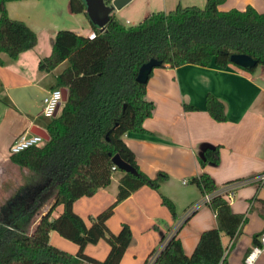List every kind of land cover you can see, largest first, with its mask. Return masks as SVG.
Segmentation results:
<instances>
[{
  "label": "trees",
  "instance_id": "obj_1",
  "mask_svg": "<svg viewBox=\"0 0 264 264\" xmlns=\"http://www.w3.org/2000/svg\"><path fill=\"white\" fill-rule=\"evenodd\" d=\"M6 1L9 0H0V63L2 52L15 58L37 42L34 30L8 15ZM223 1L205 0L202 7L177 4L172 10L152 11L130 26L120 23L111 12L104 27L89 20L93 36L66 28L57 30L51 51L39 59L38 68L50 71L68 61L56 75L54 86L66 87V99L46 124L48 140L9 155L11 162L32 172V178L37 173L36 177L44 182L38 187L37 178L32 180L18 189L21 193L17 201L7 203L10 208L23 204L22 215L34 205L39 208L40 193L51 186L55 187L54 199L31 233L15 224L12 217H0V264H118L130 241L131 229L122 223L115 233L106 220L116 203L132 191L142 185L158 190L160 181L167 178L164 171L154 177L145 174L122 139L127 131L145 132L143 121L155 107L146 95V81L136 79L140 64L155 57L160 61L158 66L214 63L223 67L232 63V53H246L257 60V65H264V13L251 5L242 10H219L217 6ZM85 7L84 0H69L72 12H82ZM184 108L197 109L188 104ZM205 108L213 119H226L222 102L211 93L205 95ZM115 153L136 173L123 172L115 200L96 215H89L90 224L86 225L74 211L73 202L109 184L113 171L118 169L112 161ZM218 160L219 146L215 145L204 148L199 162L203 165ZM190 181L202 194H212L207 204L216 225L201 231L192 253L187 255L177 236L179 224L168 237L162 235L161 240L167 238L154 264H228L221 233L234 237L245 215L231 210L229 201L218 192L223 184L217 186L207 172L192 176ZM160 199L175 218L173 202L162 193ZM58 204L62 210L53 217L51 212ZM2 209H7V204ZM50 230L76 243L77 253L72 255L51 244ZM261 232L252 235V244L259 243ZM100 238L109 245L102 260L83 252L87 243Z\"/></svg>",
  "mask_w": 264,
  "mask_h": 264
},
{
  "label": "crops",
  "instance_id": "obj_2",
  "mask_svg": "<svg viewBox=\"0 0 264 264\" xmlns=\"http://www.w3.org/2000/svg\"><path fill=\"white\" fill-rule=\"evenodd\" d=\"M129 2L123 6H128ZM144 2L139 21L152 11L172 10L177 4L204 5L205 0ZM166 5L173 6L164 8ZM247 5L264 13V0H224L217 7L219 10H242ZM5 8L11 18L23 21L35 31L37 42L15 58L1 53L0 208L4 198L14 192L11 186L25 187V181L32 177L26 168L10 161L9 146L16 137L35 126L46 131L50 118L42 117V98L55 86L56 75L67 66L62 61L50 71H44L38 68L39 59L50 53L59 29H71L87 36L93 34L85 10L72 12L69 0H9L5 2ZM121 8L113 11L115 17ZM207 93L222 102L225 120L217 121L208 114L205 108ZM146 95L155 105L153 113L143 121L146 131H127L122 139L145 174L154 177L158 171H164L167 178L160 181L158 190L142 185L132 191L116 203L106 220L109 229L115 233L122 223H127L131 229L130 241L118 264H143L150 251L161 243L162 235L179 224L177 236L184 252L190 255L201 231L215 227V215L209 205L198 204L203 194L190 181L192 176L207 172L220 186L264 171V65H257L252 71L234 63L223 67L214 63L157 66L146 81ZM184 104L197 109H185ZM215 145L219 146L218 162L201 165L199 159L204 148ZM123 172L115 169L107 186L74 200L72 207L86 225L90 224L89 215H96L115 200ZM160 193L173 202L175 218L161 203ZM53 199L54 193L43 200L34 214L29 233ZM229 204L233 212L244 213L246 220L234 237L222 232L221 242L227 263L241 264L252 245V235L264 229V181L239 186ZM192 205L197 206L186 217ZM61 210L62 205H56L51 216H57ZM54 232L49 231V242L75 255L78 245ZM108 250L109 245L103 238L87 243L83 248L85 254L99 260ZM254 264H264V254L257 256Z\"/></svg>",
  "mask_w": 264,
  "mask_h": 264
},
{
  "label": "built area",
  "instance_id": "obj_3",
  "mask_svg": "<svg viewBox=\"0 0 264 264\" xmlns=\"http://www.w3.org/2000/svg\"><path fill=\"white\" fill-rule=\"evenodd\" d=\"M91 36H93V34ZM61 98H62L61 87L56 86L51 88L49 91H47V93L42 98L41 114L45 117L52 118L54 116L57 107H59V105L63 102ZM42 142H44V138L42 135L30 131H25L24 133L20 134L12 141V143L9 146V150L10 153H16L30 146L40 145ZM251 181L263 182L264 171L254 177L240 178L229 181L228 183L223 184L219 188L218 192L220 193L222 192V194L226 197V199L230 201L234 196L235 190L239 186ZM211 196H212L211 193H204L202 195L201 201L198 202V204L203 202L205 203L209 202ZM197 205H192L187 210L186 214L187 215L190 214L191 211ZM175 228L176 226L171 231H169L167 237L175 230ZM166 238L161 240V243L156 249H153V251L148 255V257L146 258L143 264H154L158 253L160 252L161 248L164 246ZM260 254H264V231H262L259 236V243L252 244L249 250L245 253L241 264H254L256 257L259 256Z\"/></svg>",
  "mask_w": 264,
  "mask_h": 264
},
{
  "label": "water",
  "instance_id": "obj_4",
  "mask_svg": "<svg viewBox=\"0 0 264 264\" xmlns=\"http://www.w3.org/2000/svg\"><path fill=\"white\" fill-rule=\"evenodd\" d=\"M84 1L86 4L85 13L87 14L89 20L93 21L99 27H104L108 21L109 14H111V12H113L114 10L121 8L130 0H84ZM229 59L232 63L246 69L255 67L257 65V60L252 58L250 55L246 53H232ZM159 64L160 61L155 57H151L147 61L141 63L137 71L136 79L141 82L147 81L149 77V73L152 71L154 67H157ZM61 90H62L61 99L62 101H64L67 96V89L66 87H61ZM56 111L54 115L56 114ZM30 132L42 135L45 140L49 139V134L40 127L35 126L34 128L30 129ZM112 161L118 169L123 170L125 172L136 173L134 167H132L130 164L125 162L123 159H121L119 154L115 153L112 156Z\"/></svg>",
  "mask_w": 264,
  "mask_h": 264
},
{
  "label": "rangeland",
  "instance_id": "obj_5",
  "mask_svg": "<svg viewBox=\"0 0 264 264\" xmlns=\"http://www.w3.org/2000/svg\"><path fill=\"white\" fill-rule=\"evenodd\" d=\"M145 0H131L129 3L128 6H123L121 8V10H119V12L116 14V18L119 22H121L122 24H124L125 26H130V25H135L139 22V17L141 16V13L143 12V8L142 6L144 5V2ZM149 2H157V0H148ZM127 5V4H126ZM203 3L199 6H202ZM173 5H166L164 8H169ZM169 10V9H166V11ZM128 20V23L125 22V20ZM84 34V33H83ZM67 63L68 64V61L67 60H64V64ZM46 119H49L48 117H45V116H42ZM32 173V172H30ZM36 175H38L37 173H34L33 176L34 178L32 179L31 177V180L29 181V179H27L25 182L28 184H30L32 182V180H38V183H37V180H36V183H35V186H40V184H42L44 182L43 178L41 179L39 177L38 179V176L36 177ZM26 185V186H27ZM11 189L14 191L13 194L7 196L6 198H4L3 200V204L2 205H5L7 204V209H2L0 210V217L1 218H10L12 217L15 221V224L21 226L22 228H24L27 232H28V229H29V226L31 224V222L33 221V218H34V214L38 211V207L37 205H34L33 207L29 208V209H26L25 213L20 215V212L22 210V206L23 204H21L20 206L18 205L17 206H13L12 208H10L8 206V203L6 201L8 200H13V201H17L16 198H17V195L19 193H21V189L18 190V187H14V186H11ZM54 190H55V187L51 186L48 190L46 189L45 191H42L40 193V198L39 200L44 202L43 200L48 198L50 195H52L54 193ZM42 204V203H41ZM37 207V208H36ZM31 232V231H30ZM29 233V232H28ZM56 233V232H54ZM62 237V236H61ZM65 239V238H63Z\"/></svg>",
  "mask_w": 264,
  "mask_h": 264
}]
</instances>
